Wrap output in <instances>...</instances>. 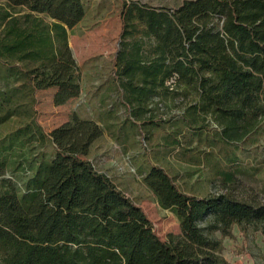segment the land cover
Returning a JSON list of instances; mask_svg holds the SVG:
<instances>
[{
	"label": "trees",
	"instance_id": "1",
	"mask_svg": "<svg viewBox=\"0 0 264 264\" xmlns=\"http://www.w3.org/2000/svg\"><path fill=\"white\" fill-rule=\"evenodd\" d=\"M85 16L84 0H0V124L27 118L1 152L28 172L8 175L0 152V264H230L223 240L235 238V227L264 236V201L231 191L240 145L264 130V0L123 3L113 86L129 120L148 138L162 130L157 146L179 160H207L212 182L225 189L198 195L162 166L142 172L179 220L181 235L168 239L94 164L92 149L104 134L96 120L75 114L50 132L39 122V89L57 87L56 104L81 93L69 34ZM193 93L180 116L158 117L152 107ZM193 135H205L222 159L196 155L185 145ZM47 142L50 159L41 151Z\"/></svg>",
	"mask_w": 264,
	"mask_h": 264
},
{
	"label": "rangeland",
	"instance_id": "2",
	"mask_svg": "<svg viewBox=\"0 0 264 264\" xmlns=\"http://www.w3.org/2000/svg\"><path fill=\"white\" fill-rule=\"evenodd\" d=\"M125 1L128 0H84L86 16L71 39L80 72L81 93L64 104H56L57 87L39 89L36 106L38 118L47 132L67 122L75 114L99 122L104 134L94 143L91 153L96 167L107 172L145 210L162 238L168 239L170 235L179 237L181 228L178 218L160 206L156 195L144 183L142 172L152 165L162 166L185 191L198 195L224 192L225 189L217 182H212L214 175L207 160L202 165L179 160L174 152L169 153L157 146L164 134L162 130H158L155 138H148L146 129L140 130L137 124L129 120L128 110L121 104L120 96L113 86L114 56L120 46L123 29L121 12ZM134 1L176 8L184 0ZM194 98L195 93L186 99L177 97L162 104L156 101L152 107L158 117L170 119L180 116ZM26 121L24 115H19L0 124V152L3 147L10 145L12 134ZM211 124L210 128L216 129ZM213 133L211 131L210 137ZM185 145L193 149L196 155L202 156L212 151L211 158L214 161L223 157L219 147L210 145L205 135L202 139L198 135L189 136L185 139ZM14 151L20 152L17 148ZM41 151L50 159L54 147L51 142H47ZM238 155L237 181L231 188L232 193L240 198L264 201V130L254 139L242 143ZM11 156L3 154L9 161L8 175L14 171L20 178H25L28 172L14 163L15 158ZM234 234L235 238L226 237L223 240V254L230 264H264V236L250 231L249 236L245 237L238 227L234 228ZM218 236H221L220 233Z\"/></svg>",
	"mask_w": 264,
	"mask_h": 264
},
{
	"label": "crops",
	"instance_id": "3",
	"mask_svg": "<svg viewBox=\"0 0 264 264\" xmlns=\"http://www.w3.org/2000/svg\"><path fill=\"white\" fill-rule=\"evenodd\" d=\"M84 19H85V18H84ZM83 21H84V20H83ZM83 21H82V22H83ZM82 22L70 30V34H69V45H70V47H71L72 50H73L72 43H71L72 36H73V34L77 31V29L79 28V26H81ZM114 58H115V56H114ZM98 123H99V122H98Z\"/></svg>",
	"mask_w": 264,
	"mask_h": 264
}]
</instances>
